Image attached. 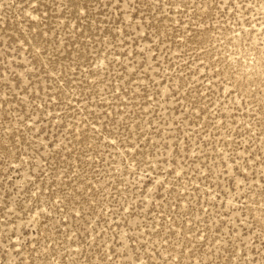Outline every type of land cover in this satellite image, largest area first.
Instances as JSON below:
<instances>
[{
	"label": "rangeland",
	"instance_id": "374dc122",
	"mask_svg": "<svg viewBox=\"0 0 264 264\" xmlns=\"http://www.w3.org/2000/svg\"><path fill=\"white\" fill-rule=\"evenodd\" d=\"M0 264H264V0H0Z\"/></svg>",
	"mask_w": 264,
	"mask_h": 264
}]
</instances>
